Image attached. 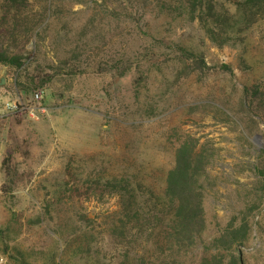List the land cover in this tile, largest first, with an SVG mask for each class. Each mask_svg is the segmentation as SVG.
I'll return each mask as SVG.
<instances>
[{
  "label": "rangeland",
  "instance_id": "rangeland-1",
  "mask_svg": "<svg viewBox=\"0 0 264 264\" xmlns=\"http://www.w3.org/2000/svg\"><path fill=\"white\" fill-rule=\"evenodd\" d=\"M32 2V20L45 21L29 40L10 46L24 65H0L6 81L0 84V230L10 232L12 251L35 254L30 264L59 262L64 244L54 230L67 222L97 243L88 255L71 247L65 264H120L121 245L106 232L119 200L104 184L126 176L161 192L179 140L191 136L211 155L207 228L183 264H199L210 243L243 219L251 232L239 248L242 264H264V18L220 46L197 22L160 13L156 0L142 4V13L119 0ZM186 51L203 54L209 69L190 72ZM39 74L52 80L35 91L30 82ZM245 89L258 92L249 109L242 107ZM34 91H43L45 114H7L5 102L34 105ZM5 159L13 172L10 194L3 193ZM63 193L52 222L45 207ZM14 216L15 227L24 224L18 236L8 229ZM132 250L142 255V243ZM0 264H19L1 241Z\"/></svg>",
  "mask_w": 264,
  "mask_h": 264
},
{
  "label": "trees",
  "instance_id": "trees-1",
  "mask_svg": "<svg viewBox=\"0 0 264 264\" xmlns=\"http://www.w3.org/2000/svg\"><path fill=\"white\" fill-rule=\"evenodd\" d=\"M119 1L125 10L130 7L141 13L142 4L144 8L150 4L149 0ZM156 1L160 13L167 18L197 22L210 40L220 46L235 42L239 35L253 28L264 18V0ZM32 3V0H6L0 18V65L14 69H20L24 65L25 58L11 54L10 46L11 43L17 44L24 38L29 40L42 21H45V18L39 23L32 20L29 15ZM230 5L234 10L230 9ZM143 14L146 15L145 12ZM90 22L93 26L95 19ZM187 56V60L192 61L190 72H204L205 69H209L203 54L187 52ZM222 67L228 69L227 66ZM33 79L38 81L30 82L32 90H35L47 85L52 80V76L39 74ZM29 90L25 89L26 92ZM250 91L245 89L246 95L242 105V107L248 105V109L254 103V96L258 95L253 89L250 96ZM210 161L211 155L208 150L201 147L197 139L185 136L179 140L174 165L166 174L161 192L156 193L143 183L136 184L126 176L114 177V180L106 181L105 186L103 185L105 189L118 196L119 200L120 210L112 216L106 232L121 245L125 259L120 264H183L184 256L192 250L207 228L204 183ZM9 163L8 159L3 162L4 167L8 166L5 170L9 179V184H5L3 188L4 194H10L13 190V172ZM65 196L66 194L63 193L55 201L47 202L45 212L50 221L56 220L53 216V212L56 211L54 209L63 208ZM19 221L20 219L14 216L8 224V229L16 236L22 233L24 226L21 223L19 227H15ZM80 221L92 223L87 217H83ZM250 232L251 226L246 219L240 221L238 225L233 221L210 243L207 247L208 251L199 264H242L239 248L247 244ZM54 233L59 235L64 244L60 261L55 264H65L63 254L71 247L75 248L73 253L75 255H88L97 243L91 232L82 231V226L69 228L67 222L64 225L60 224ZM11 237L10 232L0 230V241L4 252L14 262L30 264L28 261L35 254L20 248H14L12 251ZM144 239L145 241H142ZM136 242L142 243V255L132 250Z\"/></svg>",
  "mask_w": 264,
  "mask_h": 264
},
{
  "label": "built area",
  "instance_id": "built-area-1",
  "mask_svg": "<svg viewBox=\"0 0 264 264\" xmlns=\"http://www.w3.org/2000/svg\"><path fill=\"white\" fill-rule=\"evenodd\" d=\"M43 100V91H37L33 97L34 105L28 106L21 102L8 101L4 104V109L7 111L8 115L15 116L22 113H27L33 118H37V115H43L46 113V108L42 106L41 102Z\"/></svg>",
  "mask_w": 264,
  "mask_h": 264
},
{
  "label": "water",
  "instance_id": "water-1",
  "mask_svg": "<svg viewBox=\"0 0 264 264\" xmlns=\"http://www.w3.org/2000/svg\"><path fill=\"white\" fill-rule=\"evenodd\" d=\"M4 72H5V70L3 69L2 71H1V78H0V84H2V85H4L5 84V78H4Z\"/></svg>",
  "mask_w": 264,
  "mask_h": 264
}]
</instances>
